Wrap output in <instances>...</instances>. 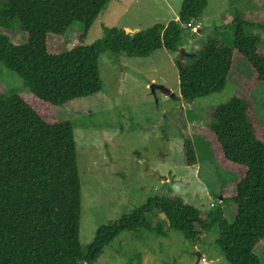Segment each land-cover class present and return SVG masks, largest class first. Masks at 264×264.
I'll return each instance as SVG.
<instances>
[{
	"label": "trees",
	"instance_id": "16d2710c",
	"mask_svg": "<svg viewBox=\"0 0 264 264\" xmlns=\"http://www.w3.org/2000/svg\"><path fill=\"white\" fill-rule=\"evenodd\" d=\"M2 2L0 26L19 23L27 40L14 43L1 30L0 62L23 80L29 93L53 108L103 89L99 59L106 51L139 58L160 49L182 52L184 33L191 32L183 23L203 20L209 5V0H182L178 19L133 33L103 25L101 37L85 45V36L110 0ZM228 20L215 26L198 52L184 51L193 55V61L179 70L180 100L189 105L224 90L237 53L251 65L264 90L261 37L247 33L249 28L264 30V23H252L238 9ZM75 23L83 25L81 43L50 52L49 36H63ZM224 25L234 28L231 45L221 39ZM202 30H206L204 22L191 34L195 37ZM252 110L249 99L233 96L217 105L209 117L210 133L224 158L246 169L243 178L233 176V193L221 194L208 213L179 196L151 197L116 222L100 226L84 250L80 242L82 184L73 124L49 121L21 95L0 90V264H93L124 231L165 235L162 224L153 226L149 219L158 212L164 214L169 228L192 242L203 231L218 228L216 244L231 264H262L255 249L264 241V141ZM183 152L187 165L197 163L194 140L186 138ZM227 206L234 208L230 220Z\"/></svg>",
	"mask_w": 264,
	"mask_h": 264
},
{
	"label": "rangeland",
	"instance_id": "374dc122",
	"mask_svg": "<svg viewBox=\"0 0 264 264\" xmlns=\"http://www.w3.org/2000/svg\"><path fill=\"white\" fill-rule=\"evenodd\" d=\"M181 2L110 0L83 44L90 45L101 37L103 25L133 33L130 30L167 24L177 17ZM236 9L252 23H264V0H209L202 17L206 30L198 32L196 37L184 31V51H198L215 26L231 20L228 16ZM15 24L11 28L0 26V31L8 34L14 43H25L27 33L21 31L19 23ZM220 29L224 35L221 39L231 45L233 26L224 25ZM82 31L83 25L75 23L63 36L50 35L49 51L59 53L80 44ZM247 33L261 37L260 52L264 53V30L249 28ZM181 56V51L166 49L148 58L106 51L99 59L103 89L56 108L36 99L27 91L23 80L0 62L1 91L21 95L49 121H69L74 126L82 184L80 242L84 250L100 226L116 222L151 197L179 196L208 213L220 201L221 194L233 193V176L243 178L246 169L228 163L210 133L209 117L217 105L233 96L249 99L259 138L264 141V90L248 61L237 53L224 90L189 105L176 99L180 93L179 61L182 66L193 61L188 54ZM153 83L169 88L176 97L166 96L160 90L154 96L150 89ZM186 138L195 142L197 163L193 166L187 165L184 157ZM225 209L230 220L234 208ZM149 217L153 226L162 224L165 235L124 231L102 250L93 264H197V252L202 253L198 264H231L216 244L218 228L203 231L199 240L192 242L182 232L169 228L163 213ZM255 252L264 264V241Z\"/></svg>",
	"mask_w": 264,
	"mask_h": 264
},
{
	"label": "water",
	"instance_id": "95a60500",
	"mask_svg": "<svg viewBox=\"0 0 264 264\" xmlns=\"http://www.w3.org/2000/svg\"><path fill=\"white\" fill-rule=\"evenodd\" d=\"M130 31H133V30H130ZM128 32V30H127ZM134 32V31H133ZM129 33V32H128ZM184 52L182 51V56L181 58L184 56ZM179 66H181V62L179 61ZM150 89H151V92L154 96H157L156 95V92L157 90H160L162 91L166 96H169V97H176V94L174 92H172L169 88L165 87L164 85H161V84H156V83H153L150 85ZM197 255V264H198V261L201 259L202 257V253L201 252H197L196 253Z\"/></svg>",
	"mask_w": 264,
	"mask_h": 264
},
{
	"label": "built area",
	"instance_id": "2783aa9c",
	"mask_svg": "<svg viewBox=\"0 0 264 264\" xmlns=\"http://www.w3.org/2000/svg\"><path fill=\"white\" fill-rule=\"evenodd\" d=\"M202 20L201 19H191L190 21L183 23V27L186 30H189L191 32H195L199 30L202 27ZM202 260L206 262L205 258L203 257Z\"/></svg>",
	"mask_w": 264,
	"mask_h": 264
},
{
	"label": "crops",
	"instance_id": "0c3cea01",
	"mask_svg": "<svg viewBox=\"0 0 264 264\" xmlns=\"http://www.w3.org/2000/svg\"><path fill=\"white\" fill-rule=\"evenodd\" d=\"M206 15L208 16V13L206 12ZM178 18V15H177V17L175 18V19H177ZM205 24V23H204ZM136 31H137V29H135ZM134 31V30H133ZM196 37V36H195ZM199 38H201V37H199ZM197 42H198V44H199V39H197ZM200 45V44H199ZM202 47V46H201ZM201 49V48H200ZM183 52H184V49L182 50ZM199 51V50H198ZM198 51H193L194 53L195 52H198ZM190 53V52H189ZM189 53H187L188 55H190ZM190 56H193V55H190ZM176 99H181L180 98V93H179V96H177V98ZM180 101H182V100H180ZM183 146H184V144H183Z\"/></svg>",
	"mask_w": 264,
	"mask_h": 264
}]
</instances>
